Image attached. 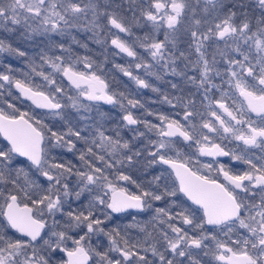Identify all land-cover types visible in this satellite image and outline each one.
I'll list each match as a JSON object with an SVG mask.
<instances>
[{
    "label": "snow or ice",
    "instance_id": "1",
    "mask_svg": "<svg viewBox=\"0 0 264 264\" xmlns=\"http://www.w3.org/2000/svg\"><path fill=\"white\" fill-rule=\"evenodd\" d=\"M108 54L174 113L134 115ZM0 55V95L61 125L0 107V264H264V0H0Z\"/></svg>",
    "mask_w": 264,
    "mask_h": 264
},
{
    "label": "trees",
    "instance_id": "2",
    "mask_svg": "<svg viewBox=\"0 0 264 264\" xmlns=\"http://www.w3.org/2000/svg\"><path fill=\"white\" fill-rule=\"evenodd\" d=\"M81 40H84V39H81ZM86 42H88V41H86ZM69 43H70V40H69ZM92 47H94V50L92 52L101 53L99 51L98 45L94 44ZM83 50H84V52L86 51L85 49H83ZM29 52H30V54L32 53L31 47H29ZM3 58H4V56H3ZM94 60L104 61L105 55L101 54V56L94 58ZM9 61L16 68H19V69L24 68V63H23L22 59L10 57L9 60H5V59L0 60V71L4 70L3 65L5 63H8ZM114 64H119V60L111 58L109 55H107V61H106V63H104V69H105V73L107 75V78L112 82L113 87L118 91L130 92L135 98L139 99L144 104V108L132 109L134 115H136L141 120H149V121H152L153 123H158V121L155 119L154 116L146 115L145 109H148V110L153 111V112H162L164 114L174 113L175 110L171 109L167 104L161 102L160 94L153 93L152 91L147 90V89H138V88L131 86L130 82L127 81L126 78L113 67ZM113 77H115L114 80H113ZM165 79L166 80H172L170 77H166ZM154 83H156V85L158 87H160V85L164 86V87H160L162 92H166L169 94H171L173 92V90L170 88V86L164 84L163 82H155L154 81ZM5 101L6 100L0 102V107L6 108ZM102 107L106 110H110L114 119H118L119 115L121 114L119 108H113L110 105H102ZM40 119H42V118H40ZM48 120H51V119H48ZM109 126L112 127L114 125L110 124ZM140 127H142V125ZM109 134H111V133H109ZM64 159L66 161L71 160L74 163L79 164V161L71 153H65ZM129 189L134 191V188H132V186H129ZM122 215L126 216L127 214H122ZM140 215H141V219H143V220H147L149 218L145 214H140ZM129 222L130 221H125V223H129ZM130 234L133 235L134 237L142 235V234L137 233L136 230H134V229L130 230ZM214 264H215V262H214Z\"/></svg>",
    "mask_w": 264,
    "mask_h": 264
},
{
    "label": "flooded vegetation",
    "instance_id": "3",
    "mask_svg": "<svg viewBox=\"0 0 264 264\" xmlns=\"http://www.w3.org/2000/svg\"><path fill=\"white\" fill-rule=\"evenodd\" d=\"M160 38H162V36ZM77 39H85V34L81 33L80 35L77 36ZM88 44H89V50L90 51H88L87 54L91 55L93 59L101 56V53H97V52L94 53V52H92L94 50V47H92L94 45V43H92L89 40L88 41ZM181 46H183V45H181ZM72 47H73V50L75 52H77L78 54H80V55H84L85 54V52H84V50L82 48H78V47H76V45H72ZM112 51H113V49L110 48L109 49V53H111ZM108 55L111 58H114V59L119 60V63L120 64H126V62L130 59V58L126 57V56H123L122 54L120 55V57L112 56L110 54H108ZM2 59H4L3 58V55H0V60H2ZM80 67L82 68V65ZM169 77L174 82H180L179 81V78L171 77V76H169ZM125 78L128 81V78L127 77H125ZM130 85L132 86L131 82H130ZM160 87H164V86H161L160 85ZM11 92L13 93V96L12 97H8L6 95H0V102H2L4 100H7L9 102H12V103L16 104V106L18 108H20V110H22V111H29V110H31V113H33L36 116H39L40 118H42L43 121H44V123L48 124L49 127H52L54 129H59L61 127V125H60V123L58 121L48 120L49 118H47L44 115L45 110L36 109L33 105H31V102L30 101H26V100H23L22 98H20V94L18 93V91L15 88H12L11 89ZM225 143H227V142H225ZM233 143H235V142H233ZM181 146L183 147V150H184V152L186 154H191L193 156V161H195V160L198 159L201 162V164L212 161V158L211 157H201V156H198V153L196 152L195 146H193V148H191V149H188L186 147V145H184L183 142H181ZM228 146L229 147H232V145H228ZM217 159H219L222 162H227L229 160L228 157H219ZM235 167H236L237 170H239V169L245 168L246 166L245 165H235ZM221 179H222V177H221Z\"/></svg>",
    "mask_w": 264,
    "mask_h": 264
},
{
    "label": "rangeland",
    "instance_id": "4",
    "mask_svg": "<svg viewBox=\"0 0 264 264\" xmlns=\"http://www.w3.org/2000/svg\"><path fill=\"white\" fill-rule=\"evenodd\" d=\"M117 57H120V56H117ZM120 64V63H119ZM122 74V73H121ZM62 79V78H61ZM128 81H130L129 79H128ZM131 82V81H130ZM64 84H67V81H64ZM131 84H132V86H134L135 87V85L131 82ZM136 88V87H135Z\"/></svg>",
    "mask_w": 264,
    "mask_h": 264
}]
</instances>
